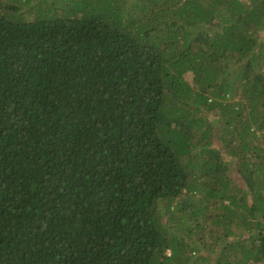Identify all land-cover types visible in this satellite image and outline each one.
Returning a JSON list of instances; mask_svg holds the SVG:
<instances>
[{
	"label": "trees",
	"instance_id": "1",
	"mask_svg": "<svg viewBox=\"0 0 264 264\" xmlns=\"http://www.w3.org/2000/svg\"><path fill=\"white\" fill-rule=\"evenodd\" d=\"M27 3L0 0V264L208 261L190 220L264 264V0Z\"/></svg>",
	"mask_w": 264,
	"mask_h": 264
},
{
	"label": "rangeland",
	"instance_id": "2",
	"mask_svg": "<svg viewBox=\"0 0 264 264\" xmlns=\"http://www.w3.org/2000/svg\"><path fill=\"white\" fill-rule=\"evenodd\" d=\"M9 1L12 4H14V10H16L17 13L20 14L19 17L27 18V17H30L31 14L33 15V11H32L33 9H31L30 5H28L27 0H22L20 4H19V0H3V3L6 4ZM29 1H30L31 5L35 3V0H29ZM79 1H82V0H79ZM192 75L193 74L188 73L185 76V80L191 85H193ZM218 147H221V144H219ZM224 151L226 152V149H224ZM233 164H234V162H233ZM236 178L238 181L241 182V179L238 176H236ZM240 182H238L239 185H241ZM200 195L201 194L198 191L195 192V194L193 195L194 197L192 199L195 201V204L197 203L196 199H198L200 197ZM209 205H211V203H209ZM211 206H210V211L212 210ZM207 211H209V209ZM196 221H198V220H195V222L190 220L188 222V224H190V226H192V228H194V233L192 235V239L194 240V242L188 243L187 242L188 239H187L186 242L188 243V247H195V245H198V246L202 247L200 253L207 256V257L209 256L208 261H203V260L198 261L197 264H214V262L217 260V256H218L217 253L219 252V251H217L218 249L216 246V244H218V243H214L211 245L209 242L211 240L209 235L212 236V240H213L214 235H212V232H213L212 230H214V225L211 224L210 221H206L205 225L201 224L199 227H196L194 225L196 223L200 222V221H198V222H196ZM241 237H242V235H239L238 230H237V233L235 235V239H238ZM233 240H234V237L230 235L227 239L224 240L223 245L228 243V241L230 242ZM168 252H169V250H167V253Z\"/></svg>",
	"mask_w": 264,
	"mask_h": 264
}]
</instances>
